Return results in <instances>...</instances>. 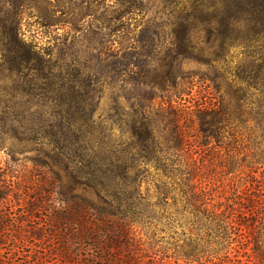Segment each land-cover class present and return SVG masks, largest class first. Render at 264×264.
Here are the masks:
<instances>
[{"label":"rangeland","instance_id":"rangeland-1","mask_svg":"<svg viewBox=\"0 0 264 264\" xmlns=\"http://www.w3.org/2000/svg\"><path fill=\"white\" fill-rule=\"evenodd\" d=\"M263 101L264 0H0V166L20 179L22 203L38 206L33 217L24 206L10 210L18 222L49 230L51 214L64 206L58 198L92 214L108 211L99 194L81 199L91 162L136 161L131 176L159 177L150 167L148 177L141 174L151 157L144 114L157 130L160 155L178 162L186 155L168 148V120L181 116L194 156L199 107L247 111L252 120H232L230 128L251 153L262 142L255 115ZM218 149V161L225 160L227 151ZM217 171L228 183L225 168ZM166 206L175 210L174 198ZM79 222L15 244L9 231L0 252L19 246L13 264L24 262L22 254L42 258L39 264H109L115 250L106 235L87 237ZM158 225L157 238L171 249L193 233L169 218ZM231 257L257 264L250 249Z\"/></svg>","mask_w":264,"mask_h":264},{"label":"trees","instance_id":"trees-1","mask_svg":"<svg viewBox=\"0 0 264 264\" xmlns=\"http://www.w3.org/2000/svg\"><path fill=\"white\" fill-rule=\"evenodd\" d=\"M196 113L199 135L194 139V156L186 130L179 124L180 115L166 122L173 126L167 130L171 142L168 148L186 155L175 162L160 155L164 150L159 145L157 130L144 114L147 135L144 147L151 157L144 163L141 174L146 171L148 177L149 167L162 174L155 179L131 176L138 162L125 159L115 164L100 160L94 168L91 162L83 182L86 194L81 199L87 202L88 194H99L110 208L92 214L86 207L58 198L64 206L51 214L49 230L31 226L26 218L16 221L18 217L10 210H21L24 206L26 217H33L38 206L35 202L22 203L20 179L14 180L13 172L0 166V250L7 243L9 231L12 234L8 241L14 244L20 237L23 241L25 237L44 240L53 235L52 230L56 232L81 219L79 230L83 235L96 240L100 234L106 235L108 248L115 250L109 264H119L121 258L123 264H239L231 257L237 248L252 250L257 264H264V109L255 115L262 142L251 153L248 145L238 138L236 129L230 128L234 126L232 120H240L241 125L252 120L249 112L241 111L234 116L212 104L199 107ZM134 134L139 135L136 126ZM218 148L227 151L225 160L218 161ZM218 167L229 174L228 183L218 175ZM150 183L156 189L155 201ZM170 197L176 205L173 211L166 206ZM95 215L92 221L96 222L89 224V218ZM167 218L182 230L193 232L178 248L171 249L156 236L161 230L158 224ZM19 249L15 246L8 256L0 252V264H13ZM58 251V256L70 260L65 248L59 247ZM22 255V264H39L42 259Z\"/></svg>","mask_w":264,"mask_h":264}]
</instances>
